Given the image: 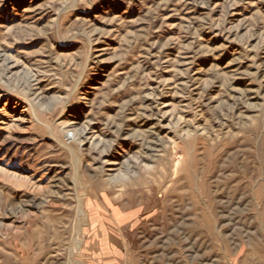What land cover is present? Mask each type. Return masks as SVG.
I'll return each mask as SVG.
<instances>
[{
  "label": "rangeland",
  "instance_id": "374dc122",
  "mask_svg": "<svg viewBox=\"0 0 264 264\" xmlns=\"http://www.w3.org/2000/svg\"><path fill=\"white\" fill-rule=\"evenodd\" d=\"M261 249L264 0H0V264Z\"/></svg>",
  "mask_w": 264,
  "mask_h": 264
},
{
  "label": "crops",
  "instance_id": "0c3cea01",
  "mask_svg": "<svg viewBox=\"0 0 264 264\" xmlns=\"http://www.w3.org/2000/svg\"><path fill=\"white\" fill-rule=\"evenodd\" d=\"M129 217H125L123 215H117L116 220L118 224H122L127 222ZM235 264H264V249H261L259 253L255 255H244L239 260H236Z\"/></svg>",
  "mask_w": 264,
  "mask_h": 264
}]
</instances>
